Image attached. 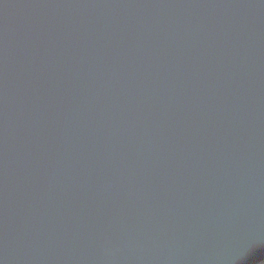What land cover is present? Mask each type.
I'll list each match as a JSON object with an SVG mask.
<instances>
[{
    "label": "water",
    "instance_id": "water-1",
    "mask_svg": "<svg viewBox=\"0 0 264 264\" xmlns=\"http://www.w3.org/2000/svg\"><path fill=\"white\" fill-rule=\"evenodd\" d=\"M264 261V0H0V264Z\"/></svg>",
    "mask_w": 264,
    "mask_h": 264
},
{
    "label": "trees",
    "instance_id": "trees-1",
    "mask_svg": "<svg viewBox=\"0 0 264 264\" xmlns=\"http://www.w3.org/2000/svg\"><path fill=\"white\" fill-rule=\"evenodd\" d=\"M260 264H264V261H263V262H261Z\"/></svg>",
    "mask_w": 264,
    "mask_h": 264
}]
</instances>
